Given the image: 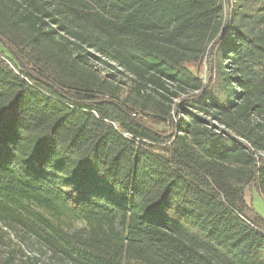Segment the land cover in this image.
Listing matches in <instances>:
<instances>
[{
  "label": "trees",
  "instance_id": "trees-1",
  "mask_svg": "<svg viewBox=\"0 0 264 264\" xmlns=\"http://www.w3.org/2000/svg\"><path fill=\"white\" fill-rule=\"evenodd\" d=\"M247 189L264 198V0H0V241L48 264H264Z\"/></svg>",
  "mask_w": 264,
  "mask_h": 264
},
{
  "label": "rangeland",
  "instance_id": "rangeland-1",
  "mask_svg": "<svg viewBox=\"0 0 264 264\" xmlns=\"http://www.w3.org/2000/svg\"><path fill=\"white\" fill-rule=\"evenodd\" d=\"M93 64L97 67L101 75H105L106 68L103 63L100 61H94ZM117 79H121L123 82L120 83V88L117 90V93L121 99H126L131 104L132 98L130 96L129 84L130 80L127 78L126 74H118ZM178 99L176 98L175 101ZM158 128H164L163 124H155ZM247 199L250 197L253 198V206L255 210L264 217V198L262 194L257 190L247 189ZM65 226L71 229H77L82 226V222L78 219H66ZM1 227V226H0ZM11 238H4L3 241H0V261H2L7 253L10 250H13V257L16 259L19 257L30 256L36 258V264H48L47 254L39 253L36 246L32 240H21L15 236H10Z\"/></svg>",
  "mask_w": 264,
  "mask_h": 264
}]
</instances>
